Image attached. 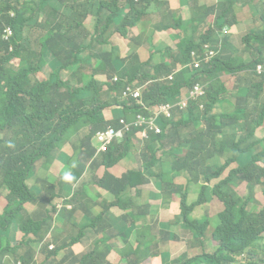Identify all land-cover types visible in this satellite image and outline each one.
Wrapping results in <instances>:
<instances>
[{
  "label": "trees",
  "instance_id": "1",
  "mask_svg": "<svg viewBox=\"0 0 264 264\" xmlns=\"http://www.w3.org/2000/svg\"><path fill=\"white\" fill-rule=\"evenodd\" d=\"M238 2L219 0L216 7L202 8L200 14L199 0H0V188L7 192V204L0 213V264H35L41 229L25 213L24 205L33 201L36 170L37 177L42 178L56 163L58 150L84 129L89 130L90 148L95 134L110 124L103 118L105 109L121 107L123 117L139 112L136 100L127 106L117 98L127 84L133 83L142 89L141 101L172 105L180 111L173 110L156 122L160 133L148 131L141 149L142 170L134 167L120 178L106 172L98 181L111 200L104 203L105 216L112 207H126L131 189L149 185L150 178L163 194L166 207L173 196L178 197L181 206L172 222L160 227L154 223L143 226L150 228L149 234L143 242L128 245L125 254L130 259L142 256L144 261L157 255L165 264H264V206L260 208L254 198L258 186L264 194V139L250 142L264 122V77L254 73L258 64H264V3L258 2L260 14L248 23L253 28L249 38L257 39L259 44L251 46L246 36L241 37L247 54L254 56L250 61L244 60L243 54L235 56L232 48L237 49L230 44L228 32L223 36L221 33L225 27L236 25L239 28L235 32L245 27L240 24ZM157 13L161 19L153 25L154 32L180 28L185 34L198 33L203 26L200 23L212 15L215 25L201 40L213 44L221 41L228 48L227 54L231 52L230 58L218 56L196 68L203 59L190 52L199 45L186 37L171 60L161 64L153 61L158 56L171 57L169 49L153 46L151 57L143 63L131 50L133 43L125 45V56L120 47L111 44L112 35L129 39L132 28ZM176 14H184L188 20L176 19ZM89 17L92 27L87 22ZM7 26L13 30L8 42L2 39ZM209 52L206 46L200 49L204 56ZM49 57L52 60H47ZM47 65L57 68L49 76L40 74ZM221 71L237 76V90L244 92L222 114L207 117L212 104L224 93L214 91ZM99 75L106 76L105 82L115 76L118 81L108 83L104 91V84L96 79ZM171 76L173 80H167ZM197 82L206 84L205 98L191 102L187 110L181 108L177 103L180 90L190 89ZM244 82H249L247 87ZM204 122L222 136L209 147L202 146L203 130L199 127ZM133 135L121 142L113 141L101 154L106 168L129 155ZM195 137L199 139L193 140ZM182 151L186 154L181 155ZM206 162L211 164L206 166ZM180 172L191 185L201 183L199 197L190 206L186 205L188 193L176 183ZM66 177L71 182L76 180L73 173ZM208 187L212 189L210 201L204 196ZM250 205L257 216L248 212ZM196 207H203L204 215L190 219ZM97 222L95 218L92 226ZM171 226L176 233L171 234ZM16 231L24 235L20 244L15 240ZM30 235L35 240H29ZM170 241L176 243V249L167 248ZM20 246L24 249L17 252ZM58 251L49 252L48 257H56ZM105 259L106 254L96 249L77 264H109ZM122 260L137 263L125 257Z\"/></svg>",
  "mask_w": 264,
  "mask_h": 264
},
{
  "label": "crops",
  "instance_id": "2",
  "mask_svg": "<svg viewBox=\"0 0 264 264\" xmlns=\"http://www.w3.org/2000/svg\"><path fill=\"white\" fill-rule=\"evenodd\" d=\"M242 1L245 2V0ZM256 18L257 16L253 20L255 21ZM204 21L205 20H203L200 25H204ZM87 22L92 26L90 19H87ZM153 25L154 23L151 17L144 18L137 26L131 29V40L123 39L122 41L119 35L114 34L110 42L115 47L133 43L134 45L131 50L136 53V51L140 50L144 40L150 38L153 34L161 33L160 31L154 32ZM237 28L239 27L236 25L227 28V37L229 38L230 44L238 50L242 47V38H239L237 44L231 40V34L235 32ZM245 29L246 26L241 28L240 31ZM36 30L39 31L38 28H36ZM181 31L184 37L197 44L200 38L207 32L196 34L192 32L185 34L183 29ZM33 43H35L34 40ZM155 47L162 50L169 49L171 51V57L165 56L161 58L158 56L155 60L159 61L156 63H167L169 61L163 59L173 57V50L171 48L164 46ZM227 50V47L221 46L220 56L225 60L229 59L231 55V52L227 54ZM47 60L52 59L49 57ZM140 61L142 62L143 60ZM47 68L50 69L49 65H47ZM38 78H40V76H38ZM248 83L249 82H244V85L247 87ZM237 85V76L224 71L217 73L214 91L220 92L223 90L224 93H221L212 104L207 117L222 114V111L231 105V101L239 100L244 91H238ZM120 112L121 109L118 107H109L103 111V118L106 122L111 123L121 117ZM199 128L203 130L202 146L204 147L212 146L222 138L220 131L210 128L205 122L202 123ZM88 135L89 130L84 129L73 138L67 140L68 144L58 150L56 154L57 161L51 167L50 171L45 172L42 178H38V170H36V174L33 178L31 177L33 179V201L24 205L25 213L30 217L33 223L41 229L40 237L45 241L44 245H51L54 247V250L59 249L56 257H48V260L42 264H77L87 253L95 251L96 249H99L100 253L106 254L105 260L109 264H126L122 260V257H125L128 261H136V264H154L155 258L159 256L155 255L149 261H144L142 256L130 259L129 256L125 254V248L128 245L135 246L137 243H140V241L133 239V233L139 229V226L146 223H149V225L152 223L157 225L166 216H168L166 223L172 222L180 213L181 205L178 197L173 196L169 206L166 207L163 201V194H160V190L155 184L154 189H152L150 184L145 186L138 185L131 189V196L127 201L126 207H112L106 218L104 203H106V199H109V201L111 200L109 195L99 186L98 181L105 176L106 172L116 178H120L127 170L134 167L142 170L141 149L144 147L146 140H144L143 145L132 142L131 146L133 149L129 155L125 157L124 161L111 168H106L103 165L101 155L96 153L93 139L91 140V147H88ZM261 139H264V123L255 131L254 135L250 138V142ZM183 152L186 154L185 151ZM159 153L161 152L157 154ZM238 155L237 153L236 156ZM69 173L75 175L76 180L74 182H71L70 179L66 177V174ZM62 174H64V176H62ZM180 176L181 172L175 178L177 179ZM181 186L183 187V191H185V185L181 184ZM192 186L194 185L192 184ZM187 193L188 200L190 190L187 191ZM5 196L6 191L0 188V213L6 206ZM210 199L208 201H210ZM255 199L258 200L261 205H264V197L261 195L260 191H256ZM2 200L3 204L1 202ZM196 208L201 209L202 215H204L203 207ZM74 211L75 213H73ZM95 218L98 219L97 226H92V222ZM178 229L181 232L183 231L181 227H178ZM188 229L190 228L188 227ZM169 230L171 234L176 233L174 226H171ZM16 233L15 240L17 242V235L21 232L16 231ZM187 233L190 235L189 232ZM21 234L23 235V233ZM130 236H132V240H130ZM23 239L24 235L22 240ZM28 239L34 240L35 237L30 235ZM22 240L17 243L20 244ZM74 241H76V243H72ZM86 241L98 242L94 247H86L84 245ZM167 248L169 250L176 249V243L170 241ZM23 249L24 248L20 246L17 252H21ZM35 250L37 251L35 263L39 264L37 262V257L41 255L46 248L43 246L41 249H38V245H36ZM61 252L63 256L60 255Z\"/></svg>",
  "mask_w": 264,
  "mask_h": 264
},
{
  "label": "rangeland",
  "instance_id": "3",
  "mask_svg": "<svg viewBox=\"0 0 264 264\" xmlns=\"http://www.w3.org/2000/svg\"><path fill=\"white\" fill-rule=\"evenodd\" d=\"M176 2H180V0H175ZM238 6L241 8V15H242V21L240 22V24L246 26V29L243 31H238V32H233L231 34V40L232 42H234L235 44L238 43L239 38L246 36V39H248V42L251 46H255L258 45L259 42L257 39H253V38H249V34L251 33L250 31L253 30V28L248 24L250 23V21H252L258 14H260V7L258 5V2H262L264 3V0H250L248 2H243L242 0H238ZM219 0H199V13L202 14L203 10L202 8H212L214 6H216L218 4ZM176 19H180L182 21H186L188 20V17L186 15H175ZM151 19L154 20V25L158 24L156 20L161 19V15L160 13H157L155 15L151 16ZM169 19V17L167 18ZM43 19H40V22L42 23ZM169 22H171V20H168ZM214 17L212 15H209L206 17L205 21H204V25L202 26V28L198 31V33H204L206 32L210 27L214 26ZM258 25L261 26V23L259 22ZM257 25V26H258ZM256 32H261V31H256ZM255 32V33H256ZM174 36H178L177 38H174ZM184 37V34L182 33L180 28H174V29H169V30H164V32L161 33H156L153 34L150 38H147L146 40H144L142 42V46L140 48L139 51H136V55L138 56L139 60H143L142 62L145 63L149 60V57L151 55V53L153 52V45L154 46H164V47H170L173 50V55H175L177 53V48L181 45V40ZM120 39L123 41V37L120 36ZM126 45V44H125ZM125 45H122L120 47V52L122 56L126 55L127 49L125 48ZM233 54L235 56H239L240 54H243L244 56V60H253V55H248L247 52L245 51V47L242 46L240 47L238 50H234L232 48ZM49 55H51L54 59H56V57L51 53L48 52ZM209 54V53H207ZM57 60V59H56ZM163 60H168L170 61V58H164ZM159 60H155L153 61V63L158 62ZM16 63V62H15ZM57 68V65L51 67L50 69L48 68H44V73H40L43 75H47L49 76L51 73L54 72V70ZM75 68H71V70H74ZM150 69V68H149ZM261 96L264 97V83H261ZM199 137H195L193 138V140H198ZM168 148H171V146H169V143L166 142ZM184 152H181V155H183ZM161 153L157 154V157H160ZM215 160V157H213V161ZM221 164L224 163V160L221 159L220 160ZM206 166H208V164H211V162H206L205 163ZM150 186L152 187V189H154V180L152 178H150ZM156 182H159V179L156 180ZM176 183L178 185H185V191H189L190 190V194H189V198L186 202V205L190 206L191 204L195 203L199 197V192L201 189V184H197L192 186L190 184V182H187L186 178L183 177V172H181V176L178 177L176 179ZM211 193H212V189L211 187H208L205 190L204 196L206 197V199H210L211 197ZM3 204V200L1 201ZM248 212L252 215L257 216V212L254 211L252 205L249 206L248 208ZM202 216V210L199 208H196L192 211L191 215H190V219H199ZM167 217L166 216L158 225V227L161 226L162 223H166L167 222ZM251 223L253 225H256L255 220H251ZM149 223L143 224L141 226H139V229L137 231H135L133 233V239L138 240L140 242H143V240L145 239L146 235L149 234L150 232V228L149 227H143L145 225H147ZM17 234V233H16ZM16 234H15V238H16ZM139 236V237H138ZM23 238V235L21 233H19L17 235V242H20ZM130 240H132V236H130ZM98 241H86L84 242V245L86 247L90 246V247H94L97 244ZM48 250H44L43 253L41 255H39L37 257V262L39 264L44 263L46 260H48ZM61 256H63V253H60ZM261 258H264L261 255ZM154 264H164L162 257H156Z\"/></svg>",
  "mask_w": 264,
  "mask_h": 264
},
{
  "label": "built area",
  "instance_id": "4",
  "mask_svg": "<svg viewBox=\"0 0 264 264\" xmlns=\"http://www.w3.org/2000/svg\"><path fill=\"white\" fill-rule=\"evenodd\" d=\"M13 17V14H11ZM13 35V30L10 26H7L4 30L2 39L4 41H9ZM195 55V54H193ZM198 67V65H196ZM254 73L259 77H264V64L260 63L255 67ZM171 79V77H170ZM105 80V77L103 78ZM117 78L113 79L116 82ZM111 81L107 82L110 83ZM190 99H197L205 95V87L196 84L191 90L186 92ZM142 89L136 84L127 85L121 92V99L126 101L136 100L138 105L141 106L142 112L137 114L133 120L127 121L125 119H120L116 127L109 126L104 131H99L96 133V142L98 143V151L106 152L109 145L113 141H120L124 139L127 133L136 129L138 132L136 134L140 144H143L144 140L148 139V131L154 130L155 133H160L159 127H157L156 122L163 116L168 117L171 111L174 110V106L168 104H153L149 105L141 101ZM52 249V247H50Z\"/></svg>",
  "mask_w": 264,
  "mask_h": 264
},
{
  "label": "clouds",
  "instance_id": "5",
  "mask_svg": "<svg viewBox=\"0 0 264 264\" xmlns=\"http://www.w3.org/2000/svg\"><path fill=\"white\" fill-rule=\"evenodd\" d=\"M88 19H90L91 20V22H92V19H91V17H89ZM144 19V18H143ZM92 25H93V22H92ZM138 25V24H137ZM136 25V26H137ZM92 27V26H91ZM228 32V30H227V28L225 27V28H223V30H222V36L223 35H225L226 33ZM13 36V35H12ZM113 36V35H112ZM111 36V37H112ZM129 40H131L130 39V37H129ZM6 42H8V41H6ZM197 44V43H196ZM197 45H199L197 48H195V49H193V50H191V52H190V55H192V56H196V55H198L201 59H203V60H201V62H202V64H196V65H198V67H196V68H201L202 66H205V65H208V64H210V62L212 61V60H214L216 57H218V56H220V53H221V46H222V43H221V41L218 43V44H213L212 42H209V41H202L201 40V38H200V41H199V43L197 44ZM202 46H206L208 49H209V54L207 55V56H204V55H202L201 53H200V49H201V47ZM10 50H11V48H10ZM193 54H195V55H193ZM106 78V76L105 75H99V76H97L96 77V79L97 80H99L102 84H104L103 85V90L104 91H107V82H105L104 80H103V78ZM116 77V76H115ZM114 77V78H115ZM113 78V79H114ZM117 78V77H116ZM173 76H171V79H170V77H168L167 78V80H169V81H172L173 80ZM113 79L111 80V82L110 83H115V82H113ZM117 81H118V78H117ZM116 81V82H117ZM133 84H136V83H133ZM196 84H200V85H202V86H204L205 87V95L203 96V97H200V98H197V99H190L189 97H188V94L186 93L188 90H191L193 87H194V85H196ZM127 85H132V84H127ZM126 85V86H127ZM193 85V87L192 88H187V87H184V88H182L181 90H180V92H179V95H178V97H177V103H178V105L181 107V108H183V109H185V110H187L188 109V107L190 106V103L191 102H198V101H200L201 99H203V98H205V96H206V84H204V83H201V82H197V83H195ZM125 86V87H126ZM124 87V88H125ZM123 88V89H124ZM122 89V90H123ZM122 90H121V92H122ZM121 92L119 93V95H117V98H118V100H119V102H124V103H126L127 104V106H130L131 104V101H126V100H122L121 99ZM113 96H114V94H113ZM139 106V108H140V111L139 112H137L136 114H133L132 116H128V117H123V116H121L120 118H118L117 120H116V123L115 124H112L113 122H111L110 124H109V126H112V127H116L117 125H118V122H119V120L120 119H125V120H127V121H130V120H133L134 118H135V116L137 115V114H139V113H141L142 112V108H141V106L140 105H138ZM114 107H118V106H114ZM118 108H120L121 109V107H118ZM199 108H200V110H203V106L200 104L199 105ZM174 110H178V109H176V108H174ZM178 111H180V110H178ZM264 123V122H263ZM109 126H107L104 130H106ZM104 130H102V131H104ZM132 132H134V135H133V138H132V142H134V143H136V144H140V142L141 141H139L138 140V138H137V136H136V134H137V130L136 129H133L131 132H129V133H127L126 134V136L127 135H129V134H131ZM163 132H164V130H163ZM125 136V137H126ZM95 137H96V134H95V136L93 137V140H94V142H95V145H94V147H95V150H96V153L97 154H99V155H101L102 153H104V152H99L98 151V147H99V145H98V143L96 142V139H95ZM125 137H124V139H125ZM124 139H122V140H124ZM122 140H120V141H115V142H121ZM147 141V140H146ZM146 143V142H145ZM141 145H143V144H141ZM107 152V151H106ZM256 191H260L261 192V195L264 197V194H263V191H262V187H260V186H258L257 188H256V190H255V193H256ZM6 194H7V192H6ZM255 198V197H254ZM256 200V199H255ZM258 203H259V207L261 208V207H263L264 205H261V203L258 201V200H256ZM7 204V203H6ZM32 236V235H31ZM35 240V239H34ZM44 243H45V241L44 240H41V241H39L38 243H37V245H38V249H41L43 246H45V248H46V250H48V251H51V252H53L54 251V247L53 246H51V245H44ZM50 247H52V249H50ZM49 253V252H48ZM34 262H35V260H34ZM36 264V263H35Z\"/></svg>",
  "mask_w": 264,
  "mask_h": 264
}]
</instances>
